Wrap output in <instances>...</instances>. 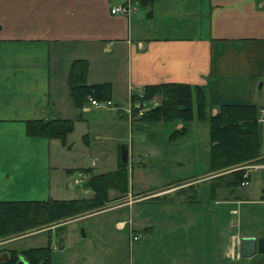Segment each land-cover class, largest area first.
Listing matches in <instances>:
<instances>
[{"label":"crops","instance_id":"1","mask_svg":"<svg viewBox=\"0 0 264 264\" xmlns=\"http://www.w3.org/2000/svg\"><path fill=\"white\" fill-rule=\"evenodd\" d=\"M125 3L128 13H110ZM74 59L87 62V84H110L105 106L74 107L67 86ZM168 82L199 86L211 114L220 104L255 105L257 86L264 85V0H0V200H67L59 195L67 180L56 175L62 163H51L67 152L65 143L28 135L25 120L69 119L74 125L90 107L113 105L132 124L131 94ZM253 172L262 183L260 199L245 197V204H264V169ZM197 176L190 170L147 188L152 195L135 213L133 205L142 201L129 206L128 224L122 207L81 218L90 221V230L78 235L86 240L80 248H65L62 237L51 240L52 231L73 220L46 227L45 244L22 248L47 245L49 264H264L258 253L224 261L234 229L239 237H261L264 226L238 229L233 215L243 200L237 187L191 179ZM219 215L227 216L223 230ZM129 231L139 235L136 242L129 241ZM22 248L11 245L0 254ZM16 262L25 264L21 256Z\"/></svg>","mask_w":264,"mask_h":264},{"label":"rangeland","instance_id":"2","mask_svg":"<svg viewBox=\"0 0 264 264\" xmlns=\"http://www.w3.org/2000/svg\"><path fill=\"white\" fill-rule=\"evenodd\" d=\"M139 14L143 18L145 11L140 9ZM177 15L174 10L172 17ZM143 20L144 18L141 19V21ZM172 28L174 27H171V31H174ZM257 88L254 100L256 106L264 101V85L257 86ZM154 97H156L157 102L152 101L155 99ZM159 100L160 97L158 95L152 96L148 101L139 102V109L146 110L158 104ZM134 103H130L129 109ZM101 105L103 106L104 102H100ZM122 105L125 106V102H122ZM100 106L97 108L90 107L88 112H82L81 119L74 122L71 132L66 136L64 141L63 148H66L67 152L64 155L58 154L56 157H51V163L53 161L54 163L56 161L57 164L62 163V167L59 166L57 168L56 175H59L60 179L67 180V187L62 182L63 184L59 189V195L66 199L92 196V191L85 185L88 174H99L117 168V165H119L117 152L121 145H125L128 148V157L124 165L126 171V191L123 193L114 189L113 194L109 197L108 193L111 190L109 189L107 191L106 201L95 208L56 220L54 223L44 224L0 238V253L11 245L17 248H22L26 245H43L46 243V227L51 224H60L70 220L73 221L61 225V228L57 232H51V240L57 241L62 237L61 241L65 245V248H80L86 244V240L80 239L78 235L81 236V233L84 231L89 234L90 230L88 225L90 221L88 219H81L87 215L100 212L109 214L114 209L122 207L124 208L123 219H125L122 223L128 224L130 216V212L128 211L129 206L136 203V201H142V203L133 205L135 213V210L138 208L142 209L141 206H144L145 201L152 195L147 188L166 185L178 177L187 176L190 170H193V173L198 175L197 177L191 178L192 180L202 181L203 183L216 181L218 186H224L222 180L230 177L234 171L240 172L241 180L244 178V169H239L238 167L248 166L258 162L259 155L252 160L229 165L222 169L209 170L207 117L211 114V110L207 102L203 110L205 113L204 119L198 120L195 117V106L193 104L192 119L186 123L174 121V124L172 122H144L136 120H130L133 122L130 124L128 121L119 118L120 112H118V109H114L113 105L111 107ZM139 109L136 111L137 115L142 113L138 114ZM129 116H131L130 111ZM177 123H181V126L175 127L174 125ZM173 130H177L178 132L172 133ZM167 136L169 137L168 141L166 140ZM178 138H180L179 141L177 140ZM176 160L182 161L184 163L183 166L174 165L173 162ZM253 171H250L247 176V181L251 180L248 187H240L239 183L241 180L238 185L236 183L233 186V188L237 187L234 193L243 200L235 205L237 211L233 215V219L238 220V229H245V226H264V204H245V197L253 201L260 199L259 195L262 183L256 177L258 173ZM52 186L54 187V183H52ZM130 186L132 187V192L125 198L124 194L129 193V190H131L129 188ZM84 188L87 189V193L82 192ZM140 189L143 191H136ZM226 217V215L216 217L220 230H223L225 227L224 219ZM25 232H37V234L21 238V236L27 234ZM236 232L237 229H234V235L231 236L230 244L225 250L224 257H222L228 263L231 261L236 263L241 262L238 252V241L240 237L238 234H235ZM128 254L130 256L129 252Z\"/></svg>","mask_w":264,"mask_h":264},{"label":"trees","instance_id":"3","mask_svg":"<svg viewBox=\"0 0 264 264\" xmlns=\"http://www.w3.org/2000/svg\"><path fill=\"white\" fill-rule=\"evenodd\" d=\"M139 3L145 0H137ZM87 62L74 59L69 65L67 75L68 95L76 109H81L88 100L98 102L110 101L111 91L108 82L86 83ZM158 95V104L143 110L140 115L131 107V119L150 122H188L193 117L192 106H195V117L205 118L206 96L197 86L185 83H160L146 85L141 94L132 93L130 103L148 101ZM257 109L253 104L225 103L220 104L213 114L207 117L208 122V164L209 170L222 169L243 161L252 160L259 155L260 128L257 123ZM73 121L69 119L25 120V131L31 136L56 138L64 143L71 132ZM178 132L173 130L172 133ZM171 135V134H170ZM87 173V172H86ZM225 178V177H224ZM240 172L234 171L230 177L222 180L225 187L238 185ZM86 187L92 196L67 200H0V238L9 234L23 232L44 224L54 223L81 211L101 205L107 199V191L116 189L126 191V171L124 165L115 170L100 174H89ZM8 258L0 264H16L21 256L25 264H49L48 246L28 247L20 251L7 250Z\"/></svg>","mask_w":264,"mask_h":264},{"label":"built area","instance_id":"4","mask_svg":"<svg viewBox=\"0 0 264 264\" xmlns=\"http://www.w3.org/2000/svg\"><path fill=\"white\" fill-rule=\"evenodd\" d=\"M129 11V4L125 3L123 5H115L110 9V13L112 14H126ZM89 105H98L99 102L96 100H88ZM108 103V101H107ZM134 108H136L137 110L139 109V102H135L133 104ZM128 111H130V109L128 108ZM143 111V109H139L138 114H140ZM257 123L259 125L260 128V150H259V158H258V162L248 165V166H242V167H238L239 169H244V175H243V179L240 181L239 186L240 187H244L246 185H248V181H247V176L249 175L248 173L252 170H257V169H264V103L261 104L258 109H257ZM261 160V161H259ZM129 235V241L130 242H136L138 240L139 235L133 231H129L128 232Z\"/></svg>","mask_w":264,"mask_h":264},{"label":"water","instance_id":"5","mask_svg":"<svg viewBox=\"0 0 264 264\" xmlns=\"http://www.w3.org/2000/svg\"><path fill=\"white\" fill-rule=\"evenodd\" d=\"M127 158V150L124 145L119 147V164L125 165ZM238 252L239 256L247 258L255 253L264 254V236L253 237V236H241L238 241ZM8 258L7 253L0 255V261H4ZM19 264V262H16Z\"/></svg>","mask_w":264,"mask_h":264},{"label":"flooded vegetation","instance_id":"6","mask_svg":"<svg viewBox=\"0 0 264 264\" xmlns=\"http://www.w3.org/2000/svg\"><path fill=\"white\" fill-rule=\"evenodd\" d=\"M1 255V254H0Z\"/></svg>","mask_w":264,"mask_h":264}]
</instances>
